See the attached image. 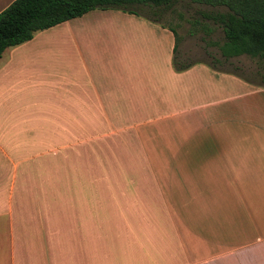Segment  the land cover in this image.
<instances>
[{"label":"crops","instance_id":"obj_1","mask_svg":"<svg viewBox=\"0 0 264 264\" xmlns=\"http://www.w3.org/2000/svg\"><path fill=\"white\" fill-rule=\"evenodd\" d=\"M158 23L92 9L2 51L0 264H264V86L208 62L175 71ZM77 132L123 134L161 172L93 190L85 175L58 189L55 170L54 189L14 190L17 167L56 168L58 135Z\"/></svg>","mask_w":264,"mask_h":264},{"label":"rangeland","instance_id":"obj_2","mask_svg":"<svg viewBox=\"0 0 264 264\" xmlns=\"http://www.w3.org/2000/svg\"><path fill=\"white\" fill-rule=\"evenodd\" d=\"M210 9L211 8L208 6L182 0L177 2L166 15L161 16L158 24H164V26L171 27L175 30L178 37L177 44L181 42L184 35L189 34L190 36L193 32L198 33V35L201 34L202 37L201 41L198 39V36L195 37L196 40H188L183 47L184 55L180 53V48L174 52L173 55L176 65L184 66L186 65L185 62L193 64L200 61L208 63L212 61L214 65L219 66L223 70L234 72L249 82L260 84L258 81V74L262 71V62L256 58H250L245 55L223 60L219 55L217 47L212 45L208 46L205 43V33L199 28L201 23H205V26L210 29V39H214L218 42L222 39V33L219 27L214 25L210 20L200 17L201 11ZM194 20L201 21L199 24H195L193 22ZM214 58H217L218 61H215ZM207 65L211 67L209 64ZM4 122H6V119ZM7 123L14 126H25L28 132L25 133L27 134L26 136L32 135V129L28 127L33 126V118L11 117L7 119ZM124 136L125 135L120 133L105 132L59 134L56 168L54 164L51 168L49 166L50 164L46 167L45 158L43 159L44 166L38 167L36 165H31V167H29L30 169H27L31 170V172L20 174L19 171L22 166L19 168L17 167V176L13 182V188L14 190L54 189L55 178L53 176L55 170L57 171L56 183L58 189H65L67 187L80 188L81 176L85 175V177L89 179V188L93 190L112 189L114 186L113 177L115 175L153 174L161 172L162 167L160 166L137 165L135 163L136 161L128 159L131 156L137 157L138 154L142 158L144 157L141 155L143 154L142 151L138 152V150L135 149L128 150L122 147L124 145ZM52 171L53 175L51 177ZM11 173H13L11 165L5 160L0 159V206L7 192L9 178L12 177ZM84 184V188H87V182H84ZM1 224L2 220L0 216V231Z\"/></svg>","mask_w":264,"mask_h":264},{"label":"trees","instance_id":"obj_3","mask_svg":"<svg viewBox=\"0 0 264 264\" xmlns=\"http://www.w3.org/2000/svg\"><path fill=\"white\" fill-rule=\"evenodd\" d=\"M182 0H12L0 11V55L9 46L29 40L33 33L60 22L82 15L92 9H113L135 14L151 22H159L162 15ZM190 3L208 6L200 17L210 20L219 27L222 42L214 44L220 57L245 55L262 62L258 74L259 83L264 86V0H186ZM195 24H199L197 20ZM171 28V27H170ZM199 28L210 31L201 23ZM174 36L173 54L178 41ZM218 61L217 58H214ZM173 69L179 71L188 66L176 65L174 55ZM211 67L213 62L208 63Z\"/></svg>","mask_w":264,"mask_h":264}]
</instances>
